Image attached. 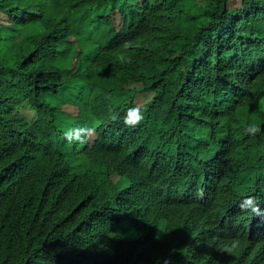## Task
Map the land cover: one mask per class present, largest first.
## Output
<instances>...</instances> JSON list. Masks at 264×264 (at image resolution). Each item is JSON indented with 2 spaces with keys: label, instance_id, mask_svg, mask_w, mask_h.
I'll return each mask as SVG.
<instances>
[{
  "label": "trees",
  "instance_id": "obj_1",
  "mask_svg": "<svg viewBox=\"0 0 264 264\" xmlns=\"http://www.w3.org/2000/svg\"><path fill=\"white\" fill-rule=\"evenodd\" d=\"M0 264H264V0H0Z\"/></svg>",
  "mask_w": 264,
  "mask_h": 264
},
{
  "label": "bare ground",
  "instance_id": "obj_2",
  "mask_svg": "<svg viewBox=\"0 0 264 264\" xmlns=\"http://www.w3.org/2000/svg\"><path fill=\"white\" fill-rule=\"evenodd\" d=\"M201 57H202V56H201ZM121 68H122V67H121ZM111 71H112V70H111ZM108 72H109V71H108ZM78 99H79V98H78ZM81 99H82V98H81ZM84 99L86 100V98H83V100H84ZM78 101H79V100H78ZM79 102H81V101H79ZM79 102H78V103H79ZM83 103H85V102H83ZM73 140H74V139H73ZM80 142H81V141H80ZM30 160H32V158H31ZM23 164H24V163H23ZM28 166H29V165H28ZM24 167H25V166H24ZM17 168H18V167H17ZM12 171H13V170H12ZM61 171H62V170H61ZM9 172H10V171H9ZM10 173H11V172H10ZM62 174H63V173H62ZM35 178H36V177H35ZM33 179H34V178H33ZM36 179H37V178H36ZM36 179H35V180H36ZM30 180L33 181V180L30 178V179L28 180L29 183H30ZM22 184H23V183H22ZM25 184H26V182H25ZM25 184H24V185H25ZM31 184H33V183H31ZM24 185H22V186H24ZM33 185L35 186V184H33ZM60 185H61V184H60ZM27 186H28V185H27ZM29 186H31V185H29ZM73 186H74V185H73ZM70 187H71V186H70ZM25 188H26V189H29L30 187H29V188H28V187H25ZM32 188H33V187H32ZM20 189H21V188H20ZM26 189H25V190H26ZM30 189H31V188H30ZM59 189H60V188H59ZM59 189H58V190H59ZM58 190H57V191H58ZM63 190H64V189H63ZM22 191H23V188H22ZM28 191H29V190H28ZM20 192H21V191L19 190V193H20ZM58 192H59V191H58ZM60 192H61V191H60ZM25 193H26V191H25ZM17 194H18V193H17ZM22 194H23V193H22ZM57 194H58V193H57ZM55 195H56V194H55ZM59 195H60V194H59ZM63 196H65V195H63ZM56 197H58V195H56ZM59 197H60V196H59ZM15 198H16V197H15ZM18 198H19V197H18ZM60 198H61V197H60ZM56 200H57V199H56ZM14 201H15V200H14ZM60 201H61V200H60ZM57 202H58V201H57ZM52 204H53V203H52ZM54 204H55V203H54ZM53 206H54V205H53ZM8 207H9V206H8ZM9 208H10V207H9ZM99 246H100V245H99ZM95 250H96V249H95ZM100 250H101V249H100ZM96 251H97V250H96ZM99 252H100V251H98V253H99ZM100 254H101V253H100Z\"/></svg>",
  "mask_w": 264,
  "mask_h": 264
},
{
  "label": "clouds",
  "instance_id": "obj_3",
  "mask_svg": "<svg viewBox=\"0 0 264 264\" xmlns=\"http://www.w3.org/2000/svg\"><path fill=\"white\" fill-rule=\"evenodd\" d=\"M142 119H143V116H142V113H141L136 121L130 123L127 120V118H125L124 123H125L126 126H136V124H138ZM201 199L203 200L202 193H201ZM241 207L245 208L244 206H241ZM253 211H255V209H253Z\"/></svg>",
  "mask_w": 264,
  "mask_h": 264
},
{
  "label": "rangeland",
  "instance_id": "obj_4",
  "mask_svg": "<svg viewBox=\"0 0 264 264\" xmlns=\"http://www.w3.org/2000/svg\"><path fill=\"white\" fill-rule=\"evenodd\" d=\"M26 110L30 114L29 115L30 118H34L35 117V114H33V112L31 111V109H26Z\"/></svg>",
  "mask_w": 264,
  "mask_h": 264
}]
</instances>
